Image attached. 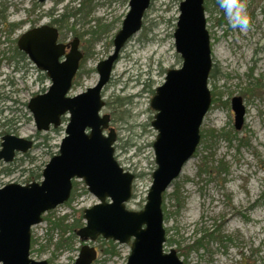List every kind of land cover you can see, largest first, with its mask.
I'll list each match as a JSON object with an SVG mask.
<instances>
[{
	"label": "rangeland",
	"instance_id": "obj_1",
	"mask_svg": "<svg viewBox=\"0 0 264 264\" xmlns=\"http://www.w3.org/2000/svg\"><path fill=\"white\" fill-rule=\"evenodd\" d=\"M82 1L0 0V8H5L6 25L23 22L10 35L5 25L0 24V110L3 111L0 143L4 135L35 137L27 154H18L9 165L0 161V188L11 183L25 186L32 172H42L58 153L68 122L66 114L58 128L38 133L26 106L31 92L36 90L31 83L35 71H29L31 78L25 81V71L14 72V64L5 59L11 56L17 37L29 27L45 24L64 12H74ZM128 1L91 0L85 6V10L90 8V15L77 14L60 31V40L64 42L78 38L74 34L87 33L84 40L78 38L80 51L87 57L80 62L69 97L97 83L96 66L113 51L112 40L128 13ZM181 1L151 0L141 29L121 50L110 80L101 91L105 105L99 115H109V127L116 135L115 160L135 178L131 199L125 204L129 211L143 209L151 174L156 168L152 144L157 132L151 126L156 112L150 107V100L155 89L163 84L166 72L181 66L173 38ZM244 3L250 16L248 30L243 32L231 26L223 9L218 11L210 0L205 3L212 59L208 89L217 100L203 119L197 150L162 202L166 239L163 251L168 253L172 248L182 255L180 260L184 264H264V0H244ZM221 18L224 24L218 25ZM96 20L100 28L91 36L87 31L94 29ZM242 35H247V41H241ZM28 63L31 64L25 60ZM233 97H240L245 109L240 130L234 127L230 107ZM7 120L12 121L10 125L6 124ZM4 169L10 173L3 174ZM40 181L41 178L33 182ZM73 183L71 198L44 214L43 222L31 229L32 260L73 264L77 258L83 245L77 237L71 248L56 250L59 239L70 234L64 233L62 227L75 220L79 221V227L84 226L83 210L98 201L81 180ZM64 217L60 228H53L49 222ZM204 230L215 239L202 249L185 250ZM108 241L98 238L88 243L98 253L94 264H126L131 242L112 241L116 255L108 256L103 254L109 248Z\"/></svg>",
	"mask_w": 264,
	"mask_h": 264
},
{
	"label": "water",
	"instance_id": "obj_2",
	"mask_svg": "<svg viewBox=\"0 0 264 264\" xmlns=\"http://www.w3.org/2000/svg\"><path fill=\"white\" fill-rule=\"evenodd\" d=\"M47 1L52 0H37ZM150 3L129 0V11L112 40L113 51L96 66L97 83L73 97L67 95L83 57L79 39L57 43V29L47 24L19 37L18 50L51 80L47 92L27 104L36 130L48 132L59 127L66 114L68 122L58 153L45 165L40 182L25 186L11 183L0 188V264H48L30 258L31 229L43 222L45 213L69 200L73 180H82L99 202L83 210L85 225L76 231L82 242L98 237L118 244L131 242L126 264H183L173 249L163 252L166 239L161 205L163 193L193 157L200 142V127L211 106L208 78L212 59L204 0H183L179 4L173 38L181 66L166 72L163 84L150 100L156 112L151 122L157 132L152 144L156 168L141 211L125 207L132 196L134 175L115 160L116 135L109 127V115H99L105 105L101 91L110 80L120 51L141 29ZM230 107L234 127L240 130L245 113L241 98L233 97ZM32 144L25 138L4 135L0 161L12 163L17 153H27ZM96 257V250L85 244L73 264H92Z\"/></svg>",
	"mask_w": 264,
	"mask_h": 264
},
{
	"label": "trees",
	"instance_id": "obj_3",
	"mask_svg": "<svg viewBox=\"0 0 264 264\" xmlns=\"http://www.w3.org/2000/svg\"><path fill=\"white\" fill-rule=\"evenodd\" d=\"M91 2V0H83L82 2H80L79 4V7L74 11V12H64L63 14L60 15V17L58 18H55V19H52L50 20L49 24L51 26H56L59 30V32L61 30H64L66 28V23L69 19L75 17L77 14H83V16L87 17L90 15V8L86 9L85 10V6L86 5H90L89 3ZM205 3H206V0H205ZM210 4L213 5L218 11L221 12V8L219 6V2H215V0H210ZM205 8H206V5H205ZM4 11H5V8H0V24H2L4 27H5V31L7 32L8 35H10L11 33H13L16 29H18L20 27L22 23H16V24H10V25H6V19L5 17L3 16L4 14ZM217 24L218 25H221V24H224V19L221 18L217 21ZM33 27V26H32ZM100 28V24H99V21L96 20V25L94 26V29L93 30H90V31H87L91 36L95 35L97 32H98V29ZM73 31V29H72ZM86 33V32H84ZM84 33H81V34H74L75 36H77L79 39H83L84 40ZM87 34V33H86ZM17 47H16V44L14 42V46L12 48V50H16ZM87 57L86 53L83 54V60H85ZM247 91H249L250 94H254V91L253 90H250L248 89ZM212 95V104L215 102V99L214 98V94L211 93ZM217 100V99H216ZM0 101H1V98H0ZM2 110H0V116L2 114ZM12 121H6V124L8 123V125H10ZM5 124V122H4ZM220 170L223 171V169L221 168L220 166ZM3 174H6V173H10V171L8 169H4L2 171ZM41 178V172H38V173H31L30 176L28 177V179L26 180L27 183H30V182H33L34 180H37V179H40ZM74 184V183H73ZM164 196V195H163ZM162 209H163V206H162ZM65 217L64 218H61L57 221H49L51 222V224L53 225V228H60L61 227V224H62V221H64ZM79 227V221L78 220H75L73 221L72 224L70 225H64V227H62L64 229V233L68 231L69 236L66 237L65 239L63 237H61L58 241V243L56 244V250H60L62 249L63 247H68V248H71L72 246V242L73 240L76 238V231ZM80 228V227H79ZM212 239H215V237L213 236V234L209 233L208 230H204L203 231V234L200 235L197 239H195V241L192 243L191 246L185 248V250H188V251H193V250H199V249H202L204 247V245L209 242V240H212ZM109 244V248L104 250L103 251V254L104 255H108V256H115L116 253L114 251V248L112 247V241H108L107 242ZM31 244H34V241H32ZM182 255H178V257L180 258Z\"/></svg>",
	"mask_w": 264,
	"mask_h": 264
},
{
	"label": "flooded vegetation",
	"instance_id": "obj_4",
	"mask_svg": "<svg viewBox=\"0 0 264 264\" xmlns=\"http://www.w3.org/2000/svg\"><path fill=\"white\" fill-rule=\"evenodd\" d=\"M151 4V3H150ZM150 7V6H149ZM149 9V8H148ZM147 9V10H148ZM146 10V11H147ZM145 11V12H146ZM145 14V13H144ZM50 22H47V23H45V24H47V25H49V26H51L50 24H49ZM41 25H44V24H41ZM21 26V25H20ZM33 27H36V25L35 26H33ZM33 27H29L27 30H29V29H31V28H33ZM53 27H55L56 29H57V31H58V38H57V43H63V44H65V43H67V42H64V41H62V40H60V32H59V30H58V28L56 27V26H53ZM20 28V27H19ZM18 28V29H19ZM26 30V31H27ZM25 31V32H26ZM23 34V33H22ZM21 34V35H22ZM20 35V36H21ZM20 36H18L17 37V40H16V47H17V41H18V39H19V37ZM244 41H247V39L246 38H244ZM68 50L66 49V52H67ZM26 55L23 53V52H21V51H19L18 50V48L16 49V50H12V53H11V56H9L8 58H6L5 59V61L7 60V61H9L10 63H13L14 64V72H18V71H21V70H23V71H25V75L23 74V79L26 81V79H27V77L30 79L31 77H30V72H31V70L32 71H35V77H34V80L32 81L31 80V83H32V85L36 88V90L33 92H31L32 94H31V96H30V99H32L33 97H35V96H37V95H43V94H45L46 92H47V90H48V88L51 86V80L48 78V76L46 75V73L45 72H43V71H40V70H38L36 67H35V65L29 60V58L27 57V59H26ZM25 60L26 61H30L31 62V64L30 63H28V64H25ZM262 62L264 63V58L262 59ZM30 71V72H29ZM10 82V84L13 86L14 85V82H13V80H10L9 81ZM1 98V97H0ZM29 99V100H30ZM2 100V99H1ZM29 102V101H28ZM28 102H27V104H28ZM27 104H26V106H27ZM35 138V137H34ZM34 138L33 137H28L27 139H29V140H32V142H33V145H34ZM96 252H97V250H96ZM97 255H98V253H97Z\"/></svg>",
	"mask_w": 264,
	"mask_h": 264
},
{
	"label": "clouds",
	"instance_id": "obj_5",
	"mask_svg": "<svg viewBox=\"0 0 264 264\" xmlns=\"http://www.w3.org/2000/svg\"><path fill=\"white\" fill-rule=\"evenodd\" d=\"M218 2L233 28H239L242 32L248 30L249 17L244 0H218Z\"/></svg>",
	"mask_w": 264,
	"mask_h": 264
}]
</instances>
